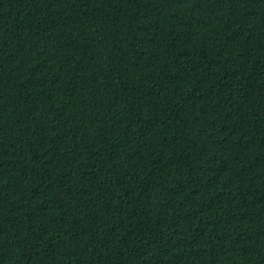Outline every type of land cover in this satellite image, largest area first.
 Here are the masks:
<instances>
[{
  "label": "trees",
  "instance_id": "obj_1",
  "mask_svg": "<svg viewBox=\"0 0 264 264\" xmlns=\"http://www.w3.org/2000/svg\"><path fill=\"white\" fill-rule=\"evenodd\" d=\"M0 264H264V0H0Z\"/></svg>",
  "mask_w": 264,
  "mask_h": 264
}]
</instances>
